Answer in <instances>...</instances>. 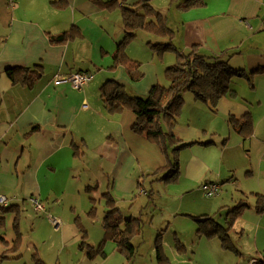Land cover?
Masks as SVG:
<instances>
[{"label":"crops","instance_id":"obj_1","mask_svg":"<svg viewBox=\"0 0 264 264\" xmlns=\"http://www.w3.org/2000/svg\"><path fill=\"white\" fill-rule=\"evenodd\" d=\"M58 1L65 3L64 12L52 7ZM153 1H150L151 5ZM136 2L125 0L129 6ZM4 4L9 7L8 12ZM152 6L158 9L156 5ZM179 11L175 17L167 19L175 32L173 43L179 53L188 54L195 47L202 55H222L235 69L250 72L264 68V0H206L202 8ZM79 12L82 9L76 5V0H14L13 5L0 0V195L7 197V206L17 205L18 211L30 208L36 215L50 212L55 221H60L61 228L67 226L69 230L74 229L73 226L57 209L65 202L72 205L69 211L76 212V198L90 186L84 185L85 168L95 170L89 171L88 180L91 184L94 182L92 186L98 196L108 191L115 198L123 197L125 189H120L117 183L123 184L128 171V177L133 178L132 171L150 157V146L154 145L143 135L132 132L135 116L130 110L109 115L103 108L100 86L108 79L126 86L129 79L124 68L113 69L117 77H103L104 69L95 77L90 70V64L101 58L93 57L94 51L106 56V68L112 66L111 55L123 37V28L111 39L93 37L88 33V20H78ZM69 30L73 31V36L65 44L49 43L48 34ZM148 42L159 41L148 37L147 46ZM35 64L43 67L44 76L31 88L13 85L6 75L9 68ZM74 72H89L93 78L78 90L68 84L54 85L55 76ZM259 76L233 82L246 83ZM156 84L151 74L146 84L133 85L134 93L129 94L146 96ZM217 104L226 118H239L248 112L239 97L220 99ZM223 122L227 124L228 120L223 119ZM162 127L166 130L164 123ZM224 131L225 126L221 129ZM172 132L177 140L186 141L201 135L190 118L177 119ZM262 148L261 161L248 179V184H253L248 192L264 194V146ZM199 149H191L184 165L186 179L194 186L214 182H203L207 169L202 171L200 168L203 150ZM137 185L142 186L139 178L130 183L131 192ZM219 192L220 185L215 197ZM31 198L37 199L43 210L37 211ZM248 205L249 209L242 214L243 218L237 219L233 230L235 236L242 234L233 241L241 258L231 264H255L264 250V213L255 212L254 200ZM7 214H12L14 219L13 213L1 212L0 230L5 229ZM53 225L57 228L59 223ZM78 236L79 232L74 229L69 238L75 240ZM2 242L7 247L10 245L5 239V231L0 233ZM127 247L130 250L132 246L128 244Z\"/></svg>","mask_w":264,"mask_h":264},{"label":"rangeland","instance_id":"obj_2","mask_svg":"<svg viewBox=\"0 0 264 264\" xmlns=\"http://www.w3.org/2000/svg\"><path fill=\"white\" fill-rule=\"evenodd\" d=\"M117 1L121 3V0ZM119 4L107 10L103 6H97L93 0H76V5L82 9V12L77 13L79 14L77 18L88 20V33H91L93 37L111 39L123 28ZM152 5L157 6L156 10L161 12L166 20L175 17L179 11L169 0H154ZM4 6L8 12L9 7L6 4ZM72 7L75 10V6L72 5ZM59 10L64 12L62 8ZM148 37L162 41V38L157 39L146 32L139 31L126 48L127 55H131L128 57L139 61L143 72V78L139 81H132L127 77L128 84L124 87L128 93H134L133 85L146 84L151 74L154 75L157 84L167 86L164 69L177 61V53L174 51H166L162 55L152 53L150 47L146 45ZM97 55L102 59L99 58L98 62H93L94 65L90 64V70L95 77H98L101 69L106 71L103 77H117L113 70L106 68V56L97 52L95 54L94 51L93 57ZM259 75L261 76L254 81L246 83H241L243 80L246 81L245 77L234 78V80L242 81H234L232 84L235 91L234 98L239 97L244 102L245 110L252 118V135L245 141L228 123L223 122V119L227 122L228 117L226 118L217 106L212 109L209 104L195 100L191 92H185L177 119L190 118L193 126L201 132L199 138L197 136L195 140L188 141L179 139L173 146H166L165 150L157 144L150 146L152 148L150 157L143 160L141 166L132 171L133 178L128 177V171L125 173L123 184L117 183L120 189H125L123 197H113L125 222L121 231L127 229L126 225L134 219L132 222L134 230L129 229L128 234L132 246L131 251L129 250L131 259L121 254L117 250V243L111 240H106L102 244L106 256L96 255L89 259L85 251L79 249L81 233L78 225L86 231L85 242L90 246L97 248L104 239L102 219L105 205L101 199L103 192L98 196L94 191L95 186H92L94 182L91 184L88 176L89 171L95 170L89 167V169L85 168L83 176L84 185L90 186L85 187L86 193L82 191L76 198V212L69 211L72 205L65 202L57 209L59 214L67 219L68 224L79 232L78 238L70 239L69 236L74 229L69 230L67 226L61 228L59 220H57L58 227L54 228V225L50 224L54 221L50 212L36 215L32 209L27 208L24 212H20L19 231L22 234L19 244L20 256L3 260L0 258V264H36L33 254H38L44 264H231L233 261L237 262L241 258V253L236 249L237 246L233 241L242 236V234L235 236L233 231L237 219L229 230V232L232 230L229 233L230 236H234L230 237L234 249L224 250L215 236L206 237L196 232L197 226L191 216H215L219 224L226 227V214L229 209L241 200L245 202L254 200L253 194L256 191L248 192L253 185L248 184V179L251 171L253 169L255 171L261 161L264 146V73ZM223 126L225 131L221 132ZM206 129L209 131H205ZM210 140L214 143L209 146L193 144L180 147L176 152L173 151L174 147L180 143ZM193 148L203 150L200 156L203 166L200 168L202 171L207 169L203 174V182L214 181L220 185V192L216 197L205 196L200 190V183L194 186V183L186 179L184 165ZM208 148L212 150H207ZM167 158H176L179 162V173L175 181H158L149 175L164 166ZM80 169H82L81 166ZM91 176L96 177L92 173ZM138 178L142 180V186L137 185L131 192L130 183ZM140 190L145 191L146 194L141 193ZM93 208L95 211L90 213ZM241 216L239 218H243ZM6 218L5 229L0 230V233L5 231V239L10 243L14 238L13 215L7 214ZM252 239L253 235L250 243ZM6 248L3 242L0 243V254ZM157 250H160L158 253L162 256V263L158 262Z\"/></svg>","mask_w":264,"mask_h":264},{"label":"trees","instance_id":"obj_3","mask_svg":"<svg viewBox=\"0 0 264 264\" xmlns=\"http://www.w3.org/2000/svg\"><path fill=\"white\" fill-rule=\"evenodd\" d=\"M151 0H137L133 6H129L122 0H109L102 2L101 0H93L97 6H103L107 10L114 8L119 4L120 14L123 24V37L117 42L116 48L112 53L111 70L118 66H122L132 81H139L143 78L140 71V62L128 57L126 48L137 36V32L142 31L152 34L156 37L165 39L159 42H148L150 49L162 55L166 51H174L177 53V61L174 65H169L164 70V75L168 81L167 86L156 84L151 87L146 96L132 95L127 92L124 85L119 82L108 79L99 88V97L103 104L104 110L109 115H114L130 110L135 120L131 125V130L137 135H143L151 144L160 145L165 150L166 146H173L177 143V139L173 134V126L180 114V108L183 102L185 92H191L195 100L203 101L215 109L217 103L222 98H234L235 91L232 86L234 78L246 77L257 74H263L264 68H257L250 72L231 67L227 60L222 56H206L197 52L194 47L188 54L179 53L173 43L175 32L167 24L166 17L157 11L150 3ZM180 11H187L195 8H202L206 5V0H170ZM53 6L61 9L65 7L62 1L54 2ZM78 32V31H77ZM76 33V31H75ZM80 35V32H78ZM73 36V31H65L56 35L48 34L49 43L52 45H63ZM6 75L13 85H20L31 88L33 84L44 76L43 67L35 64L32 67H12L6 70ZM228 123L242 137L247 139L252 135L253 123L249 112L243 114L239 118L228 116ZM166 125V130L162 124ZM214 141L208 142L194 141L189 143H180L175 146L173 151L176 152L180 147L193 144L208 146ZM76 147V146H75ZM179 173V162L176 158H167L164 166L159 167L151 175L158 181H175ZM215 183V182H214ZM143 194H146L143 191ZM253 209L256 213H264V194L255 193ZM101 199L104 201L105 211L103 216L104 239L97 248L90 246L85 242L86 231L79 227L81 233V244L79 249L85 251L86 256L92 259L96 255L106 256L102 249V244L106 240L117 243V250L124 254L125 257L131 259L127 245L129 242V229L134 230L131 223L126 225L124 231L121 228L125 222L116 207V201L110 192H103ZM95 201V199H93ZM248 201L241 200L236 206L227 211L226 227L219 224L215 216H191L196 223V232L206 237L215 236L221 243L224 250L234 249L230 240V228L247 209H249ZM17 205L7 206L3 208V213H13L14 219L12 228L14 231V239L10 245L2 253V259H9L10 256L18 258L19 244L22 234L19 231L20 212ZM93 208L90 213H93ZM228 218V225H227ZM0 227L2 220L0 221ZM160 250H157V253ZM11 254V255H7ZM36 264H44L38 254H33ZM159 263H162V256L158 253ZM255 264H264V251L255 261Z\"/></svg>","mask_w":264,"mask_h":264},{"label":"built area","instance_id":"obj_4","mask_svg":"<svg viewBox=\"0 0 264 264\" xmlns=\"http://www.w3.org/2000/svg\"><path fill=\"white\" fill-rule=\"evenodd\" d=\"M9 5H13L14 0H6ZM93 76L89 72H74L68 75H64L62 77L60 76H55L53 83L54 85H60V84H68L72 89H81L85 84L89 83L92 80ZM201 190L203 191L204 195L207 197H213L217 194L219 190V185L214 182H208V183H203L200 186ZM30 202L34 206V208L37 211L43 210V206L41 203L35 199L31 198ZM8 205V199L4 195H0V211L7 207ZM57 221H53V224H56Z\"/></svg>","mask_w":264,"mask_h":264}]
</instances>
